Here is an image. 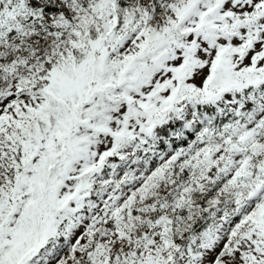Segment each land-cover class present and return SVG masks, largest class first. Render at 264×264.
<instances>
[{
	"label": "rangeland",
	"instance_id": "374dc122",
	"mask_svg": "<svg viewBox=\"0 0 264 264\" xmlns=\"http://www.w3.org/2000/svg\"><path fill=\"white\" fill-rule=\"evenodd\" d=\"M32 2L0 0V264H264V0Z\"/></svg>",
	"mask_w": 264,
	"mask_h": 264
},
{
	"label": "trees",
	"instance_id": "16d2710c",
	"mask_svg": "<svg viewBox=\"0 0 264 264\" xmlns=\"http://www.w3.org/2000/svg\"><path fill=\"white\" fill-rule=\"evenodd\" d=\"M33 5H40L43 8V11L45 12H49L51 9H58V6L52 5L51 3H47V2H43V4L39 3V0H33ZM60 9V8H59ZM207 107L208 111L212 108V106H205ZM172 123V122H171ZM173 124V123H172ZM167 125L168 124H163L161 126H157L155 127L154 131L158 132V133H165L167 130Z\"/></svg>",
	"mask_w": 264,
	"mask_h": 264
}]
</instances>
